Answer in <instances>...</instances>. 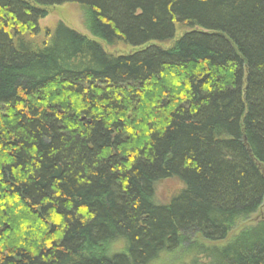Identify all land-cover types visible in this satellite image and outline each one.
Returning a JSON list of instances; mask_svg holds the SVG:
<instances>
[{"label":"trees","instance_id":"obj_1","mask_svg":"<svg viewBox=\"0 0 264 264\" xmlns=\"http://www.w3.org/2000/svg\"><path fill=\"white\" fill-rule=\"evenodd\" d=\"M66 3L136 51L27 39ZM263 204L264 0H0V264H264V219L209 244Z\"/></svg>","mask_w":264,"mask_h":264},{"label":"rangeland","instance_id":"obj_2","mask_svg":"<svg viewBox=\"0 0 264 264\" xmlns=\"http://www.w3.org/2000/svg\"><path fill=\"white\" fill-rule=\"evenodd\" d=\"M49 15L42 19L39 24L41 28V33L36 36H31L29 34L26 35L27 39L32 41L36 46L42 45V43L45 40H48L49 37L45 34V30L49 28L50 30H54L58 22H63L70 28L86 35L90 39L96 40L102 44L104 49L114 55H120V54H129L136 51V48L131 46H126L122 43H118L115 45H110L106 43L105 41L95 37L92 35V33L89 31L87 27V11L86 8L83 6L77 4V3H66L63 5H56L51 6L48 8ZM188 28H182L178 27L176 32V38L170 42L166 43H157L165 48L171 47L176 40H178L182 35L186 32H188ZM181 187L180 182L176 179H170L163 181L157 185L156 188V194H155V201L157 203H166L169 197L172 196V194ZM264 219V204L259 208V210L252 215L249 219L240 221L236 225V227L231 231L229 234V237L224 241H219L216 243H209L210 245H222L227 243L229 240H231L236 234H238L241 230H243L246 226H249L253 223H256L257 221ZM186 250L182 252L185 253ZM178 254H181L179 251L178 253H172V254H164L161 257L160 264H177ZM183 258V257H181ZM185 259V258H184ZM154 264H157L154 263Z\"/></svg>","mask_w":264,"mask_h":264}]
</instances>
